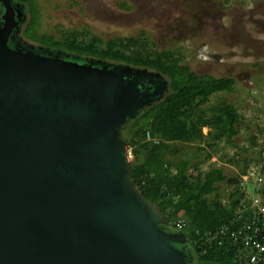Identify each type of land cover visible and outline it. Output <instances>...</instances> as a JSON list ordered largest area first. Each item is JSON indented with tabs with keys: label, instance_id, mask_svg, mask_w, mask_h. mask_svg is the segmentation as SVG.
<instances>
[{
	"label": "water",
	"instance_id": "1",
	"mask_svg": "<svg viewBox=\"0 0 264 264\" xmlns=\"http://www.w3.org/2000/svg\"><path fill=\"white\" fill-rule=\"evenodd\" d=\"M0 2V264H194L187 237L136 187L122 137L168 81L27 44L24 6L9 0L8 26Z\"/></svg>",
	"mask_w": 264,
	"mask_h": 264
},
{
	"label": "trees",
	"instance_id": "2",
	"mask_svg": "<svg viewBox=\"0 0 264 264\" xmlns=\"http://www.w3.org/2000/svg\"><path fill=\"white\" fill-rule=\"evenodd\" d=\"M26 3L34 14L36 7L30 0ZM4 10L0 2V18ZM63 32L60 37L44 36L33 19L25 26L22 35L29 42L61 50L82 58L103 60L114 64L130 65L160 73L169 84V90L162 100L145 108L133 121L124 125L122 137L128 148L141 139L152 137L146 145L134 149L131 161V175L136 187L145 198L164 214L166 231L181 232L189 240L186 245L194 264H244L240 248L232 231L245 225L254 215L251 209L243 219L237 218L246 194L241 188L242 179L247 175L242 170L237 178L229 204L213 208L209 202L212 194L220 191V185L228 182L230 176L218 165L202 171L205 164L219 151L221 143L236 146L235 138L240 134L243 122L238 109L228 102L210 105L209 100L217 93H233L236 81L232 77L215 78L199 75L185 63L182 54L174 51L149 49L148 44L137 41V49L130 47L133 39H109L92 35L89 31ZM85 37V38H82ZM150 45H153L150 40ZM141 53L137 55L135 52ZM210 131L205 134L204 129ZM192 145L195 153L178 158L179 146ZM206 145H208L206 147ZM207 152L203 155L202 152ZM238 161L229 159L230 165ZM229 183H232L231 181ZM261 193L264 195V191ZM223 229L224 234L220 233ZM262 234L264 235V228Z\"/></svg>",
	"mask_w": 264,
	"mask_h": 264
},
{
	"label": "rangeland",
	"instance_id": "3",
	"mask_svg": "<svg viewBox=\"0 0 264 264\" xmlns=\"http://www.w3.org/2000/svg\"><path fill=\"white\" fill-rule=\"evenodd\" d=\"M122 3L132 11L122 10ZM36 9L38 14L25 10L28 19L21 24L19 35L32 18L40 33L49 38L67 31L83 35L84 29L106 42L121 39L127 45L124 40L131 38L133 49L138 41L152 50L181 53L199 75L234 78V92L214 94L209 103L228 102L238 109L243 122L236 146L221 143L201 169L208 171L218 165L230 176L218 193L208 196L213 208L229 204L232 184L238 182L235 177L242 170L247 172L240 178L246 198L250 202L259 196L264 204V0H37ZM160 87L158 80L156 92ZM209 131L204 129L205 134ZM152 140L147 136L128 148L129 162L135 158V148ZM179 149L178 158L196 151L192 145ZM229 159L238 161L237 165L228 164ZM184 248L190 251L188 246Z\"/></svg>",
	"mask_w": 264,
	"mask_h": 264
},
{
	"label": "built area",
	"instance_id": "4",
	"mask_svg": "<svg viewBox=\"0 0 264 264\" xmlns=\"http://www.w3.org/2000/svg\"><path fill=\"white\" fill-rule=\"evenodd\" d=\"M254 211V215L245 225L236 231H232V236L240 248L241 259L244 264H264V204L260 197L250 199V205L244 201L237 213L238 219H243L244 214L249 210ZM183 224L178 223V232L183 229ZM226 229H223L224 234Z\"/></svg>",
	"mask_w": 264,
	"mask_h": 264
},
{
	"label": "bare ground",
	"instance_id": "5",
	"mask_svg": "<svg viewBox=\"0 0 264 264\" xmlns=\"http://www.w3.org/2000/svg\"><path fill=\"white\" fill-rule=\"evenodd\" d=\"M4 2H5V4L7 5V7H8V12H9V14H8V16H7V20H8V26H12L13 25V22H14V20L12 19V21L11 20H9L10 18H11V16H12V12H13V10H12V7H11V5L9 4V0H4ZM21 12H22V10H21ZM19 17H20V20H21V24H22V19H24V16H22V14L20 13V15H19ZM21 24L19 25V26H21ZM129 74L131 75V76H133L134 78H136L137 80L139 79H141L143 82H147V81H150V82H153L154 84H155V86H157V82H158V80L159 79H157V78H155V77H153V76H151V75H148V74H146V73H132V72H129ZM137 76H138V78H137ZM147 80V81H146ZM160 81V80H159ZM163 85V83H162V81H161V86ZM147 91H146V95H147V97H150L151 96V93H152V95H153V91H154V89H152V87L151 86H147ZM158 92H160V91H158Z\"/></svg>",
	"mask_w": 264,
	"mask_h": 264
},
{
	"label": "flooded vegetation",
	"instance_id": "6",
	"mask_svg": "<svg viewBox=\"0 0 264 264\" xmlns=\"http://www.w3.org/2000/svg\"><path fill=\"white\" fill-rule=\"evenodd\" d=\"M16 3H20V4H22L23 6H24V9H23V13L25 12V10L27 9V8H29V10H30V7H29V5L28 4H26V3H22V2H19V1H17V0H14ZM30 3L32 4V5H34L35 7L37 6V0H30ZM120 8L122 9V10H124V11H126V12H131L132 11V7L131 6H129V5H126L125 3H122V4H120ZM37 10V9H36ZM38 11L39 10H37V14H38ZM28 19V18H27ZM26 19V20H27ZM25 20V14H24V21H26ZM32 20V18H30V21ZM23 21V22H24ZM29 21V22H30ZM22 22V23H23ZM25 23V22H24ZM21 30V29H20ZM88 31L87 29H84V31ZM21 32V31H20ZM71 32H74V31H71ZM83 32V31H82ZM19 37H20V39L23 41V42H25V43H27V44H31V45H34V46H36V48H39V47H42V46H39V45H36V44H33V43H31V42H29L28 40H26L24 37H23V35H19ZM42 48H45V49H49V50H52V51H60V50H54V49H50V48H46V47H42ZM158 83V82H157ZM161 88V87H160ZM160 88H158L159 90L158 91H161V89ZM153 94H154V92H153ZM151 95H152V93H151ZM159 100H156L155 102H158ZM154 102V103H155ZM185 246H183L182 247V249L185 251V252H189V250L188 249H186V248H184Z\"/></svg>",
	"mask_w": 264,
	"mask_h": 264
}]
</instances>
